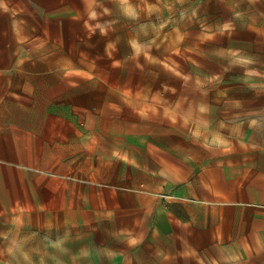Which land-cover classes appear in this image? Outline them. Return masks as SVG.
Instances as JSON below:
<instances>
[{"label": "rangeland", "instance_id": "1", "mask_svg": "<svg viewBox=\"0 0 264 264\" xmlns=\"http://www.w3.org/2000/svg\"><path fill=\"white\" fill-rule=\"evenodd\" d=\"M21 2L42 17L47 11L60 18L63 10L53 38L23 40L15 82L16 89H38L32 100L79 120L87 145L103 154L69 159L84 172L71 173L70 181L85 183L87 193L90 185L104 192L118 185L126 193L144 166L164 167L172 182L195 163L190 150L201 147L206 103L219 100L222 71L243 84L253 74L251 63L261 59L264 0ZM154 145L163 148L159 156L149 151ZM11 181L0 172V193ZM77 217L7 208L0 214V264H134L122 254L86 253L72 227ZM56 218L69 228H56Z\"/></svg>", "mask_w": 264, "mask_h": 264}, {"label": "crops", "instance_id": "2", "mask_svg": "<svg viewBox=\"0 0 264 264\" xmlns=\"http://www.w3.org/2000/svg\"><path fill=\"white\" fill-rule=\"evenodd\" d=\"M21 3L0 0V172L13 179L0 193V214L21 208L66 220L75 212L72 227L86 253L122 254L128 263L264 264V44L243 84L222 71L220 98L206 103L201 147L190 150L195 163L172 182L164 167L144 166L126 193L118 185L105 192L90 185L87 193L85 183L70 181L84 172L69 159L103 154L87 145L79 120L32 100L38 89H16L15 82L23 40L53 38L63 10L60 18L47 11L42 17ZM162 149L149 151L159 156ZM65 220L56 218L55 227L69 228Z\"/></svg>", "mask_w": 264, "mask_h": 264}]
</instances>
